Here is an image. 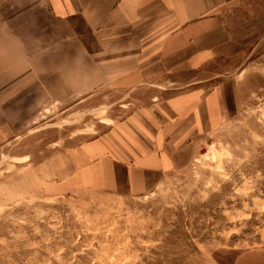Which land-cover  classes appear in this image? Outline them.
<instances>
[{"label": "rangeland", "instance_id": "obj_1", "mask_svg": "<svg viewBox=\"0 0 264 264\" xmlns=\"http://www.w3.org/2000/svg\"><path fill=\"white\" fill-rule=\"evenodd\" d=\"M229 6L236 52L228 65L198 72L195 84H78L69 68L67 96L43 102L0 148V264H234L241 250L264 246V0ZM220 81L230 88L222 122L151 190H41L42 163L60 165L168 90Z\"/></svg>", "mask_w": 264, "mask_h": 264}, {"label": "crops", "instance_id": "obj_2", "mask_svg": "<svg viewBox=\"0 0 264 264\" xmlns=\"http://www.w3.org/2000/svg\"><path fill=\"white\" fill-rule=\"evenodd\" d=\"M234 1L0 0V148L30 125L43 102L67 96L62 88L69 68H76L78 84L126 87L191 85L198 72L228 65L236 52L235 32L226 22ZM226 83L168 90L142 104L63 154L60 165L42 163L41 190L136 196L151 190L222 122ZM234 264H264V246L241 250Z\"/></svg>", "mask_w": 264, "mask_h": 264}]
</instances>
